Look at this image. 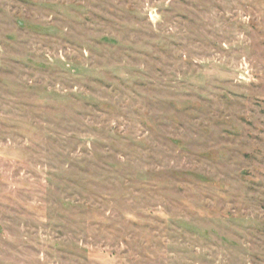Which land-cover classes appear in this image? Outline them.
Instances as JSON below:
<instances>
[{
	"label": "rangeland",
	"instance_id": "1",
	"mask_svg": "<svg viewBox=\"0 0 264 264\" xmlns=\"http://www.w3.org/2000/svg\"><path fill=\"white\" fill-rule=\"evenodd\" d=\"M0 264H264V0H0Z\"/></svg>",
	"mask_w": 264,
	"mask_h": 264
}]
</instances>
